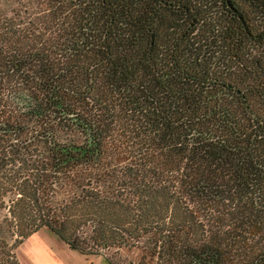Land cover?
Wrapping results in <instances>:
<instances>
[{
	"label": "trees",
	"instance_id": "16d2710c",
	"mask_svg": "<svg viewBox=\"0 0 264 264\" xmlns=\"http://www.w3.org/2000/svg\"><path fill=\"white\" fill-rule=\"evenodd\" d=\"M65 1L57 53L73 60L37 82L41 96L12 94L38 129L20 138L22 122L0 121V132L10 133L0 141V264H19L8 259L10 247L41 227L108 264L115 263L102 250L112 246L147 248L155 264H264L262 251L240 262L230 236L195 237L184 225L174 235H145L163 229L147 223L158 215L153 185L132 190L139 215L104 192L123 162L119 180L155 174L205 203L241 195L253 210L250 227L262 226L264 0H229L235 10L223 8L225 0ZM38 55L14 54L7 71ZM80 69L87 91L101 77L108 96L88 112L76 107L88 92L69 84Z\"/></svg>",
	"mask_w": 264,
	"mask_h": 264
},
{
	"label": "rangeland",
	"instance_id": "374dc122",
	"mask_svg": "<svg viewBox=\"0 0 264 264\" xmlns=\"http://www.w3.org/2000/svg\"><path fill=\"white\" fill-rule=\"evenodd\" d=\"M238 1L242 3V0ZM246 9H248L247 6ZM69 13L70 5L65 0H0V121L16 123L13 124L14 127H17L18 121L22 122L24 127L23 131L19 132L20 138L32 135L38 129V123H36L35 118L22 114L18 110L19 108L16 101L13 100L12 94L16 95L15 93L22 91L30 95L41 96L42 92L37 82L47 76L51 68L56 69L59 65L63 67L73 60L67 58V56L65 57L63 51L57 53V50L64 43L63 35L67 30ZM31 52L39 53V59H30L29 62L22 64L18 70L7 71L3 57ZM85 59L91 61L92 58ZM218 59L213 60V62L220 61ZM93 75H95V72ZM69 84L78 91L88 92L85 97L83 96V98L76 101V107L84 112H88V109H92L96 106V103L106 101L108 98L101 77L95 76L94 78L93 76L92 86L87 91L85 69H80L79 72L74 74L73 80ZM253 105L257 107L256 103ZM115 117L116 122L124 121L123 117L118 115L116 111ZM9 134L0 132V141L2 138L8 137ZM58 135L61 139L75 137L63 131H59ZM36 148L40 150L43 146L37 145ZM122 164L123 162L115 164V166H118L114 170V174H117L104 192L117 196L129 209V212L132 211L133 215H139L138 213H142V211L137 206V201L132 193L133 188L136 186L142 187V183L146 186L149 184L154 186L158 199V202H156L158 204L156 206L158 215L150 216L147 223L149 221L155 223L154 221H156V223L158 222V228L163 225V229L161 232L148 230L145 234L148 237L174 235L179 227L184 225L183 228L195 237L223 241L224 237L230 236V241H232L230 243L231 254H238L240 262L244 261L245 258L248 259L250 255L257 251L264 252V223L260 228L250 227L255 219L253 210L250 203H245V198L241 195L237 197L236 194L234 196L227 194L222 200L207 201L205 203L201 199L181 196L180 190L182 189L176 181L160 178L155 174L154 177H151L150 174L141 171L136 174L135 179L129 178L127 180L128 178H123L119 180L118 177H121V172L127 170ZM140 198L145 199L143 195ZM165 202H167V215L163 218L161 215L165 212ZM139 221L141 224H138L141 226L144 219ZM178 221L180 222L178 223ZM47 233H50L52 240L50 242ZM25 240L26 242L20 246L18 245L19 247L12 244L8 259L13 258L19 262L17 248L18 255L22 258V255H26L29 247L41 257H48V260L53 258L56 264L63 263V261L66 264H77L76 258L81 259V261L90 258L89 260H93V264H99L101 257L104 258L101 254H83L69 248L45 227L39 228L36 232L30 234L28 238L26 237ZM11 241H13L12 238ZM42 242L45 244L43 245ZM58 243L75 253L76 257L71 258L62 255L58 250ZM148 250L147 248L139 249L136 246H112L102 250V252L115 264L121 263V260L124 261V264H155L156 260L154 256L151 259ZM59 258L61 261H58ZM166 261L167 259L163 257L158 264ZM43 262L48 264V261Z\"/></svg>",
	"mask_w": 264,
	"mask_h": 264
},
{
	"label": "crops",
	"instance_id": "0c3cea01",
	"mask_svg": "<svg viewBox=\"0 0 264 264\" xmlns=\"http://www.w3.org/2000/svg\"><path fill=\"white\" fill-rule=\"evenodd\" d=\"M37 231V230H36ZM36 231H34V232H36ZM34 232H32L31 234H33ZM51 232V231H50ZM48 235V237L50 238V233H47ZM29 237V235L27 236V238ZM58 238V237H57ZM59 239V238H58ZM27 240V239H26ZM26 240L24 239L23 241H22V243H20L19 244V246L21 245V244H23L24 242H26ZM60 240V239H59ZM50 241H52L51 240V238L49 239V242ZM62 241V240H61ZM63 242V241H62ZM43 243V245L45 244L44 242H42ZM64 243V242H63ZM18 246V247H19ZM57 246H59V248H58V250H59V252L62 254V255H64L65 257H71V258H73V257H76V255H75V253H73L72 251H70V250H68V249H66V247H64V246H62V245H60L59 243H58V245ZM17 256H18V261H19V264H47V263H44L43 261H48V264H56L54 261H53V258H51V260H48V257H41V255H39L37 252H35L33 249H30V247L28 248V251H26V255L24 256V255H22V258H20L19 257V255H18V248H17ZM90 259V258H89ZM89 259H87V260H83V261H81V259H75V260H77V264H93V260H89ZM102 260V261H101ZM58 261H61L60 260V258H59V260ZM63 263H65L64 261H63ZM62 262L60 263V264H63ZM59 264V263H58ZM66 264V263H65ZM99 264H108L105 260H104V258L102 259V257H101V259H100V261H99Z\"/></svg>",
	"mask_w": 264,
	"mask_h": 264
},
{
	"label": "flooded vegetation",
	"instance_id": "af4514ba",
	"mask_svg": "<svg viewBox=\"0 0 264 264\" xmlns=\"http://www.w3.org/2000/svg\"><path fill=\"white\" fill-rule=\"evenodd\" d=\"M225 4H226V6L223 7L225 9L228 8V9L235 10L236 9L235 7L238 6V4L236 2H234V1L232 2V1H229V0H225ZM13 55H11L9 57H5V58L3 57V62H4V64L6 63V65H5L6 66V69H7L8 65H10L11 70L13 69L12 66H11V60L13 58ZM14 71H16V70H14Z\"/></svg>",
	"mask_w": 264,
	"mask_h": 264
}]
</instances>
